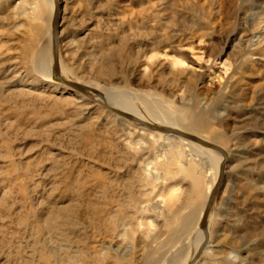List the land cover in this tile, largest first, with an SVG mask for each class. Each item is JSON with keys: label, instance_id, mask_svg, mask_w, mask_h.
Listing matches in <instances>:
<instances>
[{"label": "rangeland", "instance_id": "obj_1", "mask_svg": "<svg viewBox=\"0 0 264 264\" xmlns=\"http://www.w3.org/2000/svg\"><path fill=\"white\" fill-rule=\"evenodd\" d=\"M54 1L0 0V264L191 260L222 161L55 80ZM56 1L64 80L227 153L193 264H264V0Z\"/></svg>", "mask_w": 264, "mask_h": 264}, {"label": "water", "instance_id": "obj_2", "mask_svg": "<svg viewBox=\"0 0 264 264\" xmlns=\"http://www.w3.org/2000/svg\"><path fill=\"white\" fill-rule=\"evenodd\" d=\"M55 3V16H54V20L52 22V39H53V47H54V53H53V78L65 85H67L68 87L74 89V90H78L80 91L81 93L89 96V97H92V93L91 92H94L95 94H97L99 97H101V94L99 91L97 90H94V89H90L89 87H86L82 84H79V83H75V82H70V81H67V80H64L61 76V73H60V66H59V54H58V43H59V31H60V27H59V21H60V17H59V3L55 0L54 1ZM106 107L130 120V121H133V122H136L138 123L139 125L141 126H144V127H147L148 129L152 130V131H159V132H162V133H165V134H169V135H177V136H180L184 139H187L188 141H192L198 145H201L205 148H208V149H211V150H214L218 153H220L222 156H223V160L220 164V169H219V176H218V179H217V182L215 184V186L213 187L209 197H208V200L206 202V205H205V208H204V211H203V214H202V218H201V221H200V229L204 232L205 234V240L202 244V246L199 248V251H198V254H197V257L200 256L202 250L204 249V247L206 246L207 242H208V238H209V230H208V219H209V215H210V212H211V208H212V205L220 191V189L222 188L223 186V183H224V179H225V172H226V165H227V161H228V156H227V153L218 145H215L213 143H210L196 135H193V134H190V133H187V132H184V131H181V130H178V129H175V128H172V127H168V126H157V125H154L150 122H145L143 120H140L139 118H136L134 116H132L131 114H128L126 112H123V111H120V110H117L116 108H112V107H109L106 105Z\"/></svg>", "mask_w": 264, "mask_h": 264}, {"label": "bare ground", "instance_id": "obj_3", "mask_svg": "<svg viewBox=\"0 0 264 264\" xmlns=\"http://www.w3.org/2000/svg\"><path fill=\"white\" fill-rule=\"evenodd\" d=\"M48 1H53V0H48ZM91 89V88H90ZM78 91V90H76ZM80 92V91H79ZM101 94V99L103 101H106V105L109 106V105H112V106H109V107H112V108H116L117 110H120V111H123V112H126L128 114H131L132 116L136 117V118H139V116L134 112L132 106H131V103L129 101V99L127 98L126 95H123V94H117V93H114V92H110V91H107V90H104V92L100 93ZM105 105V107H106ZM141 120V118H140ZM154 132H159V131H154ZM170 136H174V137H177V138H180V139H183L185 141H188L180 136H175V135H167L165 137L166 140H169L170 139ZM191 142V141H189ZM193 144V142H192ZM199 146V145H198ZM210 153H212L213 155L217 156V158L219 157V161L221 162L222 161V155H220L218 152L214 151V150H210L209 151ZM220 169V168H219ZM218 169V170H219ZM218 176H219V172H218ZM218 179V177H217ZM217 181V180H216ZM215 186V183L212 184L211 186V191L213 189V187ZM211 191H209L211 193ZM210 193L208 194L207 196V199H206V202L208 200V197L210 195ZM219 195V194H218ZM218 197V196H217ZM206 202H205V205H206ZM205 208V207H204ZM212 209V208H211ZM204 211V210H203ZM210 216V215H209ZM208 226H209V219H208ZM208 230H209V227H208ZM198 239L196 240V243H195V252L191 255V260H188V258L184 261L183 264H193L195 262L196 259H198L197 257V254H198V251H199V248L202 246L204 240H205V234L204 232L200 229L198 230ZM188 260V261H187ZM191 262V263H190Z\"/></svg>", "mask_w": 264, "mask_h": 264}]
</instances>
